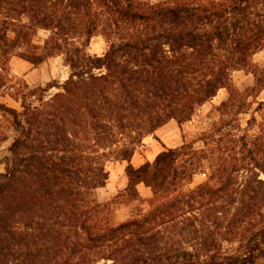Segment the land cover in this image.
<instances>
[{"label": "trees", "instance_id": "trees-1", "mask_svg": "<svg viewBox=\"0 0 264 264\" xmlns=\"http://www.w3.org/2000/svg\"><path fill=\"white\" fill-rule=\"evenodd\" d=\"M99 35L102 55L90 51ZM263 50L264 0H0V98L19 105L0 102L14 132L0 160V264H264ZM14 56L62 57L70 74L31 86ZM236 71L253 85L240 90ZM221 89L219 120L197 139L132 164L146 137L182 127ZM110 162L127 163L128 185L101 201ZM135 201L148 209L117 220Z\"/></svg>", "mask_w": 264, "mask_h": 264}, {"label": "rangeland", "instance_id": "rangeland-1", "mask_svg": "<svg viewBox=\"0 0 264 264\" xmlns=\"http://www.w3.org/2000/svg\"><path fill=\"white\" fill-rule=\"evenodd\" d=\"M49 32L40 30L36 41L47 37ZM107 48V43L102 35L96 36L92 39L90 51L94 54L102 55ZM254 61L260 67H264V50L258 52L254 56ZM11 70L14 75L24 78L31 86L45 85L49 81L63 83L70 74V69L63 62L62 57L50 58L46 62L34 65L31 62L20 56H14L10 62ZM234 81L240 90L244 91L247 87L252 86L254 78L252 74L244 71H236L233 74ZM57 89L50 91V94L57 92ZM228 93L226 89H221L217 96L204 104L196 113L193 119L180 127L175 121H170L162 128H160L155 136H148L144 139L143 143L137 148L133 158L132 164L140 166L146 161H153L154 158L165 147H177L183 144L184 141L197 139L205 129L209 128L214 122L219 120L217 112L210 110L214 104H220L223 100L227 99ZM258 100H264V91L258 97ZM0 102L7 103L9 106L19 109V105L10 98H0ZM257 104H254L249 114L239 115L242 127L247 125V120L250 118ZM257 121H262L264 118V106L259 112H255ZM256 130H251L254 133ZM14 136L13 130L9 127L8 122L0 114V160L8 154V147L12 142ZM202 143H196V147H201ZM126 162H110L107 166L109 171V179L105 187L99 188L96 191L97 197L101 201L113 198L119 191L125 189L127 184V174L125 168ZM0 171H3V165L0 164ZM205 174V175H204ZM207 164L203 167L202 171L195 174L192 186L202 183L207 180ZM128 208L134 210V213H140L148 209L147 203L132 202L128 204ZM124 216V213L119 215V218Z\"/></svg>", "mask_w": 264, "mask_h": 264}, {"label": "crops", "instance_id": "crops-1", "mask_svg": "<svg viewBox=\"0 0 264 264\" xmlns=\"http://www.w3.org/2000/svg\"><path fill=\"white\" fill-rule=\"evenodd\" d=\"M149 1H151V2H162V1H165V0H149ZM171 148H172V147H171ZM204 175H205V174H204ZM126 183H127V184H125V185H126L125 188H126L127 185H128V180H127ZM137 190H138L140 196H141L144 200H147V199L151 198L152 195H153V194H152V190H151V188L148 187V186H146L144 183H140V184H138V185H137ZM145 203H146V201H145ZM128 207H129V206H125V205H124V206H121L120 208H118V209L116 210L115 217H116L117 220H119V221L126 220V219H128V218H130V217L132 216L131 209H129ZM121 213H124V216H121V217L119 218V215H120Z\"/></svg>", "mask_w": 264, "mask_h": 264}]
</instances>
